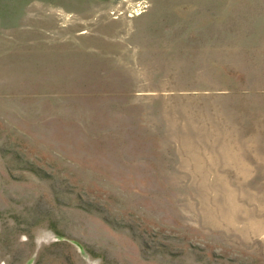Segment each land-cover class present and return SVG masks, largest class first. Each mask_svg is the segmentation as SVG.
Here are the masks:
<instances>
[{
  "label": "rangeland",
  "instance_id": "1",
  "mask_svg": "<svg viewBox=\"0 0 264 264\" xmlns=\"http://www.w3.org/2000/svg\"><path fill=\"white\" fill-rule=\"evenodd\" d=\"M0 264H264V0H0Z\"/></svg>",
  "mask_w": 264,
  "mask_h": 264
}]
</instances>
